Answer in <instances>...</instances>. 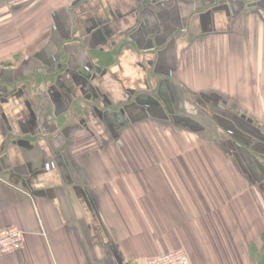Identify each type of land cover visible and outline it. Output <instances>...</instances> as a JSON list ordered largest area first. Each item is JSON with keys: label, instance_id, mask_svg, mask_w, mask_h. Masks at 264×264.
Returning <instances> with one entry per match:
<instances>
[{"label": "crops", "instance_id": "0c3cea01", "mask_svg": "<svg viewBox=\"0 0 264 264\" xmlns=\"http://www.w3.org/2000/svg\"><path fill=\"white\" fill-rule=\"evenodd\" d=\"M85 64L105 101L81 87L74 110L99 111L75 132L51 96L82 98ZM16 86L0 229L25 245L0 264H264V0H0V89ZM28 108L42 134L11 136Z\"/></svg>", "mask_w": 264, "mask_h": 264}, {"label": "flooded vegetation", "instance_id": "af4514ba", "mask_svg": "<svg viewBox=\"0 0 264 264\" xmlns=\"http://www.w3.org/2000/svg\"><path fill=\"white\" fill-rule=\"evenodd\" d=\"M214 9L215 8H207V10H206L207 11L206 16H209L210 19L214 17V15H213L214 13H212V12H214ZM76 72H77L76 74L72 73L71 75L73 76V78L76 77L75 79H76L77 83L79 84V83H81L80 75L88 72V65L87 64L83 65V67L81 68V71L79 70V72L78 71H76ZM78 74H80V75H78ZM55 80H56V77H54V81ZM16 87H15L16 89L14 88L13 90H10L9 93L7 91H5V90L0 89V98L4 99V100H6V99L8 100V98L12 97L13 95H19L20 96L22 94L21 93V88H18V86H16ZM86 91H89V89H86ZM70 93L69 94L71 96V100L72 101H71V104H70L71 108H70L69 112H72V111L76 112L75 113V117H77L76 118L77 120L70 127H71V129L73 131L79 132L80 130H83V128L86 126L84 121H83L84 120L83 113H85V111H86V112H89L91 114L92 113L96 114L99 111V107H98L97 103H95L93 105V107H91V109L90 108H86L84 111L83 110L82 111L78 110L80 112L75 111L74 108H75V106L77 108L78 102L84 101L86 99V98L84 99V94L85 93H83V97L82 98L77 97L76 94H74L72 92H70ZM50 94H52V93H50ZM90 95H91L90 96V100L91 99L92 100L93 99H97V97L94 98L95 95H93V93H91ZM84 115H86V114H84ZM38 121H39L38 116L36 115L35 111L33 109H31V108H28V114L27 115L26 114H22L17 119L13 120L12 118H7V119L5 118V122L7 123L6 124L7 130H10V135L11 136H13L14 132H17V131H22V132H25V133H27V132L32 133V132H34L35 129L38 130V133L41 135L42 131H43V126L37 125ZM0 164H1V162H0ZM53 165L55 167V163L54 162H53Z\"/></svg>", "mask_w": 264, "mask_h": 264}, {"label": "built area", "instance_id": "2783aa9c", "mask_svg": "<svg viewBox=\"0 0 264 264\" xmlns=\"http://www.w3.org/2000/svg\"><path fill=\"white\" fill-rule=\"evenodd\" d=\"M52 163L47 169L53 168ZM25 245V234L15 226L0 229V258L21 250ZM135 264H190L187 254L182 250L166 252Z\"/></svg>", "mask_w": 264, "mask_h": 264}, {"label": "water", "instance_id": "95a60500", "mask_svg": "<svg viewBox=\"0 0 264 264\" xmlns=\"http://www.w3.org/2000/svg\"><path fill=\"white\" fill-rule=\"evenodd\" d=\"M100 76H101V70L99 69H95V68H89L88 67V72L81 74V83H76L75 81H73L74 86L76 87V89L79 90V92L81 94H83L84 90L81 87H87L88 89L92 90L93 95H95L94 98L97 97V99L99 98L101 101L99 102V104H101L102 106H104V101H105V97L103 96L102 92H101V87H100ZM70 91L67 89V94L62 95V99H64V102L61 100V94H57L55 96H51L54 108H55V115H58L60 113H64L67 112L69 105L71 104V98L69 97ZM48 94H49V90H48ZM7 104H9V101L6 99H1L0 98V112L2 110V107L6 106ZM83 198L84 194L82 193Z\"/></svg>", "mask_w": 264, "mask_h": 264}]
</instances>
